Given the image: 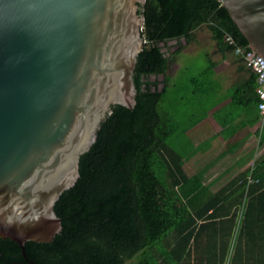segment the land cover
Returning a JSON list of instances; mask_svg holds the SVG:
<instances>
[{"label": "water", "instance_id": "obj_1", "mask_svg": "<svg viewBox=\"0 0 264 264\" xmlns=\"http://www.w3.org/2000/svg\"><path fill=\"white\" fill-rule=\"evenodd\" d=\"M143 1L0 0V238L23 255L61 230L55 202L112 106L136 103ZM220 2L264 56V0Z\"/></svg>", "mask_w": 264, "mask_h": 264}, {"label": "trees", "instance_id": "obj_2", "mask_svg": "<svg viewBox=\"0 0 264 264\" xmlns=\"http://www.w3.org/2000/svg\"><path fill=\"white\" fill-rule=\"evenodd\" d=\"M138 12L144 18V44L133 74L136 103L132 108L113 105L96 140L80 156L77 181L54 205L62 228L53 240L26 241L23 255L14 240L0 238V264H125L137 254L135 264H158L153 250H159L164 261L175 249L215 244L224 255L231 249L229 238L240 207L226 220L215 221L218 209L208 213L206 207L192 215L182 202L193 194L183 188L191 177L183 169L181 154L166 141L174 127L165 126L160 102L170 87L167 71L173 54L167 56L164 48L172 40L182 48L181 42L192 41L194 31L204 25L222 50L234 48L224 41L226 32L238 45L248 42L220 0H144ZM159 75H164L160 90L161 82L152 79ZM160 168L164 170L157 171ZM253 176L258 181L248 186L230 264L252 262V232L264 216V206L258 205L264 199V181L257 169ZM175 186L182 187L179 193ZM240 187L244 196L245 178ZM212 226L220 237L202 242L199 236ZM223 226H228L225 238ZM173 232L174 241L169 238Z\"/></svg>", "mask_w": 264, "mask_h": 264}, {"label": "crops", "instance_id": "obj_3", "mask_svg": "<svg viewBox=\"0 0 264 264\" xmlns=\"http://www.w3.org/2000/svg\"><path fill=\"white\" fill-rule=\"evenodd\" d=\"M210 39L213 46L206 55L211 70L206 77L193 76L188 81L192 84L191 95L204 108L184 133L188 152H178L183 158L184 171L191 177L183 188L189 195L193 194L188 201L182 198V202L187 204L192 215V211L201 212L209 207L208 213H211L216 208L219 216L215 221H224L241 207L244 198L241 179H246L250 171L257 169L264 181V121L257 107L256 75L245 67L238 55L220 49L211 34ZM190 42H197L195 33ZM168 44L176 45L171 51L179 46L174 40ZM176 75L169 76V89L173 92L177 91ZM188 82L179 86L186 88L191 85ZM179 189L182 187H174L178 193ZM258 205L264 206V199ZM259 225L252 232L251 264H264V216ZM235 230L236 227L229 238L230 246L236 240ZM221 231V237L225 238L228 226H223ZM217 237L220 234L213 226L199 236L202 242ZM169 238L174 241L176 233H170ZM152 252L158 264H230V248L224 255L215 244L175 249L171 251L170 259L164 261L159 250ZM127 261L137 262L134 256Z\"/></svg>", "mask_w": 264, "mask_h": 264}, {"label": "rangeland", "instance_id": "obj_4", "mask_svg": "<svg viewBox=\"0 0 264 264\" xmlns=\"http://www.w3.org/2000/svg\"><path fill=\"white\" fill-rule=\"evenodd\" d=\"M194 33L197 37V42L184 43L182 48L179 45L174 51L171 50L176 45L168 44V46H171L170 52L180 49L178 53H173L167 71L169 76L177 73L176 83L178 85L176 92L168 89L164 93L163 100L160 102L165 126L174 127L166 141L171 148L182 152H188L189 150L188 145L184 142V133L188 126L199 118L204 108V105L191 95L189 88L192 87V84L188 81L193 76L206 77L209 71V61L206 54L210 51V47L213 46L206 25L197 28ZM159 78L152 77L154 80H159ZM187 82L191 85H186L188 86L186 88L179 86L180 83ZM163 170L164 168H160L157 171ZM158 173L161 174V172ZM139 258V255L134 256L136 261ZM125 264H131V262L127 261Z\"/></svg>", "mask_w": 264, "mask_h": 264}, {"label": "built area", "instance_id": "obj_5", "mask_svg": "<svg viewBox=\"0 0 264 264\" xmlns=\"http://www.w3.org/2000/svg\"><path fill=\"white\" fill-rule=\"evenodd\" d=\"M224 41L230 45H234L233 53L235 55H238L241 58L245 67L256 75V93L259 99L257 107L260 112L261 119L264 121V56L250 49L248 46H241V45L236 44L235 39L229 32L228 33L226 32L224 34ZM257 181H258V178L253 176V171H250L249 174L246 176V192H245L244 198L241 203L235 236H236L238 225L240 223L243 209H244V206L247 200L248 186L250 184L256 183ZM231 252H232V246L230 249V254ZM228 262H229V259H228Z\"/></svg>", "mask_w": 264, "mask_h": 264}, {"label": "flooded vegetation", "instance_id": "obj_6", "mask_svg": "<svg viewBox=\"0 0 264 264\" xmlns=\"http://www.w3.org/2000/svg\"><path fill=\"white\" fill-rule=\"evenodd\" d=\"M169 42H170V41H169ZM169 42H168V43H169ZM168 43H167V47L164 48V51H165V53H166L167 56H169V55H171V54L174 53V52H170L171 46H168ZM172 47H173V46H172Z\"/></svg>", "mask_w": 264, "mask_h": 264}]
</instances>
